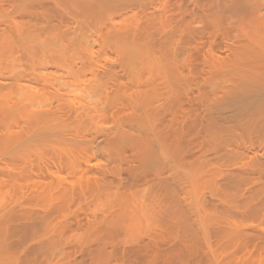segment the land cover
Listing matches in <instances>:
<instances>
[{
  "label": "rangeland",
  "instance_id": "1",
  "mask_svg": "<svg viewBox=\"0 0 264 264\" xmlns=\"http://www.w3.org/2000/svg\"><path fill=\"white\" fill-rule=\"evenodd\" d=\"M262 12L264 13V0H0V79H2L4 81V82H1V84L5 83V81L7 83L13 82L11 84L15 85V86H13V88H16V89H15L14 94H10L8 99L9 100L11 99V100L9 101V103H12L13 101L14 102L20 101L21 103H23L22 106L24 109L22 114L17 113V111H15L14 112L15 114L13 113V116L11 115V117L9 119L8 118L3 119V117H1L2 113H1V109H0V139L4 138L10 134H12V135L13 134L14 135L20 134L22 136V138L27 137L26 143L29 141H30V143H33V142H31V136H32V134H34L35 129H34V125H32L30 123V121L28 120V117H29V115H32L33 113L34 114L37 112L40 113L41 111L42 112H44V111L49 112L50 111V113L55 112L57 114V116L59 115L58 116L59 119L64 118V119H60L61 122L63 123V125H65V130L63 133L66 132L67 134L66 133L65 134L68 135V137L71 136L70 138H74L76 140L78 139L77 140L78 146H76L78 149L76 152L73 153L74 156L72 158L70 157L71 155H65V152H62L58 149L56 150L57 147L54 148L52 145L47 146L45 144H43V145L42 144L41 145L40 144H32L33 146H31L30 143H27L28 144L27 145L28 150H27V146H26V148H25L26 150H24L26 152L23 151L21 153L23 155L20 154V156L18 154L12 155L9 152H6L5 149L0 145V264H22V263L23 264H40V263L41 264H59V263L60 264H76V263L77 264H129L131 261H133L132 258L127 257L129 255H125L123 257L122 256L123 253L119 254V252H123V246L126 244L125 240H124L125 242H122L123 238H126V237H124L126 235H123L122 237L119 238L120 240H117V241H115L116 239H115L114 235H110L109 236L110 238L107 239V238H104V237H106L105 232L104 231L101 232V230L107 231L108 228L105 227L106 229L101 228L100 230H98V228H95V226L93 225L95 222L94 219H97L101 215V213L103 211V207L106 204V202H104L105 200L103 197H102L103 200H100V197H99V195L96 194L97 191H95V190H96L98 185H100V184L103 185V182H105V180L108 179V176H109L108 171L110 170L109 168H111L110 166L116 165L115 163H118V162L114 163L113 160L110 158L112 156H109L108 152H106L104 150V148L102 147L103 145H100L101 143L103 144L102 137L104 138L106 135H109L110 132H112L111 130H113L115 127V124H117V121H116L117 117L122 116L120 114L121 112H118V114H117V111H118L117 109H119V111H120V108H122L123 105L128 104L126 101V98L121 99V100L115 99L117 97V95H115L117 92L115 93V91L118 90L117 89L118 86L125 87L124 85L130 84V86L127 85L128 86L127 89H128L131 86H133L132 85V84H134L133 81L136 80L135 81L136 85H137L136 82L138 81L137 77L135 78V75H134L135 79H133V81L131 79L133 76L131 77L130 75H128V77L129 76L131 77V78L129 77V79H131V81L129 79H127L128 77H126V75H127L126 72L129 71L128 67H125L126 64L123 66V63H125L123 60L126 59L125 58L126 56H124L123 52H121V54H120L121 50L117 51L119 48L116 46V44H114L115 34L117 32L120 33L121 31H122L121 33H124V32L133 33V31L135 33V29H137V28L139 30H140V28H142L144 30L149 29V32L151 31V33L154 34V39L156 41H158V40L160 41V39L162 40V38L165 39V35L167 33H170L169 34L170 36L168 34L166 35V39H168L170 37V39L173 38V39H171V41H174L173 44L175 42H177V44L176 43L174 44L175 45L174 48H173L174 45L172 43H170L171 49L172 50L174 49L175 51H177V53H176L177 59L175 58L176 55L174 53L173 54L175 56H173V57L175 60H177L176 62L179 63L180 67L178 66V68H180V72H182L183 75L185 74L186 78L189 77V80H191V81H189L191 84L190 89L188 88L190 91L187 89L188 91L187 90L184 91V93L186 92V94L182 93V95H181V97H183V95H184V98L187 96L186 100H183V101L187 102L186 104L188 105V107H189V105L193 106V107H189L190 108L189 110L191 111V113L188 110V108L185 111L186 113L183 112L182 108H180V111H179V109H176L178 112H177V116L176 115L175 116L177 118H178V116H180L179 117V119H180L183 115L184 117L182 119L184 120L185 116H186L185 114L190 113L192 115V113H193V115H196L194 113L195 111H199V112H197V114H198L202 110V105L199 106V104H202V103L198 101L199 104H197L194 102L196 100H194V101H192V100L194 99L195 93L197 92L195 90V89H197V88H195V86H197V87L202 86L201 82L203 83V79L206 76L204 74V72L206 73V70L204 71V69L205 68L207 69V67L204 63V60H207L211 56L217 55V54H218L217 56H219V55L222 57L227 56L228 47L232 46L233 42L236 43V41L238 42L241 39L249 36L248 32H251L252 27H254L252 25L253 21ZM87 17L89 19H86ZM90 21H91V23H90ZM155 22H156V24H155ZM184 22H185L186 26H185ZM178 23L181 25L182 28L178 25ZM181 23H183L184 25H182ZM187 23L190 24L191 28L189 25H187ZM127 25H129V26H127ZM174 25L177 26L178 30H174ZM171 27L173 29H171ZM178 27H180L182 30L183 29L185 30L184 31L185 35L182 32H180L181 29ZM219 27H221V28H219ZM119 28H120V30H119ZM189 28L191 30L193 28L195 30L197 29L199 31L200 35H199V33H198V35L196 33L195 37L198 36L197 38H195V37L191 38L190 37L189 39H183L184 37L185 38L187 37L188 31H186V30H188ZM138 29L136 32L139 31ZM175 29H176V27H175ZM219 29H220V31H219ZM195 30H192V31H195ZM201 30H202V32H201ZM222 30H224V31H222ZM4 31H6L8 34ZM175 31L178 34L179 33L183 34V36H180L182 34H179V36H180V37L178 36L179 40L176 39L178 34H176ZM216 31H217V33H216ZM225 31L228 34L225 33ZM222 32H224V33H222ZM155 33H156V35H155ZM173 33L176 34V36H175L176 38L172 37V36H174ZM220 34H222V35H220ZM192 35H194V32H192ZM238 38L240 40H238ZM183 40L185 42L188 40L190 41V42L188 41L189 43H191L188 45L189 47L187 46L188 42L185 43ZM73 41L75 44L73 43ZM67 49H68V51H66ZM193 49H195V50H193ZM195 51H196V53H195ZM209 51H210V53H209ZM116 52L119 54H117ZM62 53H64V54H62ZM63 55H66V57H64ZM183 56H185L186 59L183 58ZM196 57H200V59L198 61L197 60L195 61L194 59ZM64 58L65 59L67 58V59L65 60ZM184 59H185V61H184ZM188 60L190 62H188ZM199 61H201L202 64H200L201 62L196 63ZM64 62H65V64H63ZM60 64H61V66H60ZM196 64H200V65H197L198 66L197 67ZM203 64H204L205 68L203 67ZM137 65H136V68L138 67ZM191 65L192 66L194 65L193 68ZM201 65L203 68L201 67ZM136 68L134 71H137V73L141 72V73H139L141 75L140 76L138 75V76L140 78L142 76L141 79H143V77H144L143 81H141V82H143V83H141L143 85L147 79L151 78V76L149 77V74H147V71L141 70L142 69L141 65L139 68V70H140L139 72H138V70H136ZM201 68L203 69V71H201ZM113 69H114V71L115 70L116 71L114 72ZM122 70H123V72H121ZM3 71L4 72L6 71L4 73V75H3ZM124 71H126V72H124ZM97 72H98V74H97ZM116 72H117V74H116ZM143 72H144V75H142ZM202 72L204 75L201 74ZM199 74H200V77H202V75H203V77L201 78L202 81L200 80L201 82H197V80L200 79L198 77ZM147 75H148V78H147ZM154 75L155 74H153L152 76H154ZM2 76H4V77H2ZM112 76H113V78H112ZM99 77H100V79H99ZM190 77L194 80L190 79ZM8 78H9V80H8ZM140 78H139V80H141ZM153 78L154 77L151 78V80H153V83L159 85L158 83L161 82V84H162V81H161L162 79H160V77H158L159 79L157 77H155L156 78L155 82H154L155 78L154 79ZM110 79L113 83L110 81ZM157 80H158V82H157ZM159 80H160V82H159ZM71 81H73V82H71ZM106 81H108V82H106ZM7 83H5V84H7ZM57 83H58V85H57ZM106 83H108V84L106 85ZM138 83H139V81H138ZM135 84L132 87L133 89H136L138 87V85L136 86ZM141 84L139 83V86H141ZM22 85H23V87H22ZM5 86L6 85H4V87ZM82 86H83V88H82ZM89 86H90V88H89ZM7 87L8 86H6L4 88L6 90L3 89V91H7L8 90ZM121 87H118V88H121ZM103 89H104V92H103ZM133 89H132V91H133ZM47 90H49V91H47ZM111 90H112V92H111ZM125 90L126 89L120 91V89H119L118 92H119V94H123V92ZM127 91L129 93L131 90L129 89ZM60 92H61V94H59ZM86 92H87V94H86ZM187 92H190L191 94L187 93ZM193 92H195V93H193ZM51 93H53V94H51ZM130 93H132V92H130ZM110 94L115 96V98H112L113 96ZM11 95H12V97H11ZM101 95H103L104 97ZM108 95L111 96V98L113 100L115 99L114 102L115 101L117 102V100H119L118 104L120 107L118 106V104L116 102L115 103L117 105L114 103L116 106L114 104L109 106L108 103L110 101L112 103V99ZM188 95H190L191 97H189ZM58 97H60V98H58ZM95 97H96V99H95ZM69 98L70 99L73 98V99L70 100ZM188 98H190V99L192 98V99L190 100ZM65 99H66V101H65ZM182 99L183 98H181V100ZM62 100H63V102H62ZM249 100H250V98L248 99V101H246L244 103L246 105V106L244 105L245 107L243 106V103H236V105L234 106L233 102L232 103L228 102L227 104L225 103L224 106L222 105L221 107L217 108V110H215V117L217 120V126L219 125L220 127L218 128L219 132H218L217 138L214 141V143H211L210 140L208 142V137H206L207 139H204L205 137L203 135H205V134H204V131L201 132V130L199 129L200 127L198 129L200 130V133H202V135L198 133L197 137H196V135H193V138H191L192 132L189 129H187L190 125V124L188 125V122H184V121H182V119L180 121V120H177V118H174V120L175 121L177 120V122L174 121L175 125L172 124V128L175 126L174 127L175 129L179 125L181 126L182 123H184L182 125H185V126H186V124L188 125L187 128H185V126L178 127L177 128L178 130H175L173 128L176 132H178V134L174 130H172L173 133H176V135H181V137L183 135L184 136V137H182L183 139L187 138V141H185L186 147L191 142H194V143H191L192 145L190 144L191 146H193V144H195L198 140L200 141V139H203V141L201 140L199 142L200 144L197 142L199 145L197 143H196L197 145H194L195 147H197V146L202 147L203 148V149L201 148L202 151L201 152L199 151V150H201V149H199L200 147H197V149H196L193 146V148H195L197 150V152L199 153L198 154L196 152V150H193V148L189 147L190 146L189 145L188 147L190 148V150H188L189 149L188 147H187L188 149L186 150V152L188 154L187 157H191L188 159H192V156L195 158L196 154L199 155L198 156L199 159H197V157H196V159L202 163V166H203L204 170L206 171L205 174L207 175V178H209L210 181L211 180L213 182L216 181L215 183H217V181L220 180L217 184L219 186L220 185L223 186L222 187L223 189H226L225 193H222V192H220V193H222L223 195L224 194H227V195H224V196L217 195V197L215 195H213V192L211 193L213 188L210 189V187H208V188L205 187L206 189L205 188L201 189L200 193H199V199H200V201L202 200L203 203L200 202L202 204V205H200V207H203V205L207 204V206H204V208H202L204 211H205V209L211 211L210 213H212L213 211L214 212L217 211L219 213H222L221 215H223V216L226 215V217L229 219L234 218V220H235V218H236L235 223L237 222L238 228H240V229L244 228L243 230H246L248 225H250L252 223V221H250V217L248 218L247 215H245V214L242 215L243 213H246L245 210L248 211L247 206H246V208L243 206V209H241L239 207L240 210L238 209V206H237V208H235V210L230 211V213L225 212V215H224V212L221 211V207H222V205L224 206L225 204L231 203L232 201L233 202L236 201L235 204L241 202L244 199L243 195H244V193L248 187H250L252 185L258 186L259 184L264 183V179H263L264 178V167H263L264 166V146H263L264 145V135H263L264 130L262 129V128H264V126L261 127L264 123V118L262 115V114H264V107H262L263 104L262 105L260 104L259 105L261 107L260 108L257 105L258 103H256V105L252 104L254 106V108H252L253 107L252 105L249 106V104H250ZM262 100H264V99H262ZM262 100L259 101V103L262 102ZM91 101H93V102H91ZM105 101L107 104L105 103ZM120 101H123V102H120ZM183 101H180L181 102V103H179L180 107L185 105ZM36 102H37V105H36ZM124 102H125V104H124ZM121 103H123V104H121ZM230 103H231V106L229 105ZM262 103H264V101ZM195 104L197 105V107L201 108V110L200 109L198 110V108L195 106ZM64 105H65V107H64ZM106 105H108V106H106ZM121 105H122V107H121ZM225 105H228V106H225ZM239 105H240V107H238ZM59 106H60V108H59ZM176 106H178V105H176ZM176 106L173 107L174 110L173 109L169 110V111H171V114L175 113V108H177ZM179 106H178V108H179ZM185 106H183L184 110L186 109ZM256 106L259 109L255 108ZM68 107H70V108H68ZM89 107H91V109ZM106 107H107V109H106ZM241 107L245 110L244 112L242 110L243 113L240 110ZM196 108H197V110H196ZM246 108L247 109L249 108L248 112H246L247 111ZM125 109H127V108H125ZM125 109L124 108L121 109L122 113L124 111V114H125V112L128 113L127 111H129V108L126 111H125ZM168 109H170V108H168ZM251 109L252 110L253 109L258 110L259 114L262 112L263 113L261 115H259L258 113H254L255 115L253 116L252 112L250 113V111H252ZM260 109H263V110L260 111ZM112 110L115 113L112 112ZM256 110H255V112H256ZM25 111H27V112H25ZM34 111H36V112H34ZM71 111H72V113H71ZM172 111H174V112H172ZM100 112H102V113H100ZM179 112H181V113H179ZM182 112L185 114H183ZM245 112H246V116L243 115V114H245ZM167 113L168 112H166V114ZM238 113H240L244 117ZM248 113H250V114H248ZM24 114H26V115H24ZM86 114L88 115V117H86L87 116ZM112 114H113V116H112ZM218 114H220V115H218ZM232 114H234V115H232ZM63 115H64V117H63ZM167 115H169V113ZM251 115H252V117H249ZM94 116H96V117H94ZM190 116H187L185 121H190V119L192 117H194V116H191V118H190ZM218 116L222 120H219V118H217ZM247 116L250 118V120L248 119ZM260 116L262 117L261 119H260ZM65 117H66V120H65ZM167 117H169V116H167ZM232 117H234V118H232ZM240 117L241 118L243 117L242 119L245 118L246 120L245 121L241 120ZM256 117L257 118L259 117V118L257 119ZM86 118L87 119L91 118V119L87 120ZM92 118L94 119V122H93ZM227 118L229 120H227ZM81 120H82V122H81ZM100 120H102V121H100ZM236 120H238V121H236ZM251 120L254 123H259V124H255V126H253L251 124V123H253ZM259 120H261V121H259ZM98 121H100V122H98ZM222 121H226V122H222ZM239 121H241L242 123ZM243 121L244 122L247 121L246 124L244 123L245 125L243 124ZM95 122H97V123H95ZM234 122H236L235 126H234ZM82 123H84V124H82ZM172 123H173V121H172ZM176 123H178L177 126H176ZM230 123L231 124L233 123V125H229ZM248 123H249V126H246V125H248ZM90 124H92L94 126H90ZM107 124H109V125H107ZM256 125H257V127H256ZM259 125H261V126L259 127ZM75 126H76V128H75ZM222 126H224L223 129H221ZM228 126H233V127H229V128L230 129L233 128L232 129L233 131L236 129L238 133H236V130H235V132H232V130L230 131V129H227L226 127H228ZM237 126L239 128H236ZM250 126H252V129H250L251 128ZM246 127H248V129H249L248 131H247ZM182 128H185V130L183 131ZM225 128L230 133L225 132V134H224L223 131L224 130L226 131ZM243 128H246V130ZM255 128H256V130H255ZM76 129H78V130H76ZM101 129L102 130L104 129V130L102 131ZM186 129L189 130L188 133L191 132L190 135L188 134L187 137L185 136V134L187 132ZM259 129L262 132V133L260 132V134H258V132L260 131ZM239 130H241V131H239ZM172 131H171V134H173ZM246 131L249 132V134H247ZM220 132L222 134H220ZM239 132H242V133L244 132V134H242V136L241 135L238 136V134H240ZM253 132L255 134L256 133L257 134L254 136ZM103 133H105L106 135H104ZM183 133H185V134H183ZM235 134H237V135L235 136ZM250 135H252L253 138H251L252 136L250 137ZM223 136H225V137H223ZM237 136L240 140L237 138ZM261 136H263V137H261ZM85 137H87L89 139V140L87 139V142H85L86 140L85 141L83 140V139H85ZM234 137L236 139H238V141H235L236 139H234ZM189 138L192 140L194 139V141L189 140ZM99 139H101L100 140L101 143L99 142ZM224 139L225 140L227 139V141H225ZM233 139H234V141H233ZM220 140H222V141H220ZM88 141H89V143H88ZM93 141H94V143H93ZM261 141H262V143H261ZM202 142L206 143V144L203 143V145L205 147L202 146V144H201ZM224 142H226V143H224ZM227 142H228V144H227ZM86 143H88V144H86ZM80 144H82L83 148H81L82 146ZM223 145H226V146L223 147ZM232 145H233V147H231ZM79 146H80V150H79ZM98 147H100V148H98ZM205 148H207V149H205ZM50 149H52V150H50ZM82 149H85V151H83ZM102 150H104V151H102ZM232 150H233V152H232ZM194 152H196V153H194ZM190 154H192V156ZM229 154H231V155L233 154V156H231V158H234L236 160L233 159L234 160L233 161L231 158H228ZM234 154L236 155L235 157H234ZM205 155H206V157H205ZM83 156H85V157H83ZM128 156H129V154H128ZM214 156L217 157L218 160L214 158V160H215L214 161L213 160ZM240 157H242V158H240ZM220 158H221V160H220ZM78 159H79V161H78ZM81 160H82V162H81ZM110 160H111V162H110ZM75 161H76V163H79V162L80 163L76 164ZM233 162H234V164H233ZM255 162H257V163L254 164ZM121 163L122 162H120V164ZM123 163L121 165L125 166V164L123 165ZM214 163H215V165H214ZM220 163H222L221 169H220ZM104 164H105V166H104ZM231 165H233V166H231ZM234 165H236V166H234ZM258 165L262 166V167H259ZM92 167H93V169H92ZM107 167H108V169H107ZM235 167L238 169H235ZM254 167H255V169H254ZM214 168H216V169H214ZM21 169H23V170L21 171ZM227 169L231 170L232 174L234 172V176H235L236 181L237 180L239 181V183H237V184H239L238 188L237 187L233 188V187L229 186L230 180L232 178L227 179V176L224 173ZM259 169H260V171H259ZM234 170H236L237 172ZM244 171L246 174L244 173ZM106 172H107V174H106ZM240 172H243V173H240ZM235 173L238 175H236ZM96 176H98V177H96ZM105 176H107V177H105ZM238 176H241L242 179H241V177H238ZM243 176H244V179H243ZM260 176H261V178H260ZM75 177H77V178H75ZM215 179H217V180H215ZM83 180L85 182L87 181V183H85ZM171 180L172 181L169 180V184H170V182L172 184V185L170 184L171 185L170 187L174 191L176 189L175 192H177L179 190L180 193L178 192L177 194H178V196L179 195L181 196V190L182 189L180 190V186H178L179 182H177L176 179H175L176 180L175 181L173 178ZM252 181H254V182H252ZM80 182H81V184L84 182V184L81 186ZM95 182H98V184H96ZM213 182H211V183H213ZM67 183H69V184H67ZM94 183H95L96 187H93V186H95ZM215 183H213V185H217ZM244 183H246L248 186L246 184L244 185ZM173 184H175V185H173ZM262 184H261V187H262V191H263L264 184L263 185ZM137 186L136 187L139 190H137L138 193H136V194L138 195V197L141 196V199H145L147 197L146 194H148V193L152 194L151 191H153V190L148 189L146 185L138 184ZM245 186L247 188H245ZM63 187H65V188L63 189ZM92 187H93V189H92ZM173 187H176V188H173ZM98 188H100V187H98ZM181 188H182V185H181ZM68 189H69V192H68ZM86 189L88 192L86 191ZM208 189H210V191H208ZM140 191H141V194L139 193ZM227 191L229 192V195L231 193L232 194L231 196L234 198H232V197L229 198ZM63 192H64V195H63ZM144 194H145V196H144V198H142L143 197L142 195H144ZM222 194H220V195H222ZM33 195H35V196H33ZM61 195H62V197H61ZM95 196L96 197L98 196V198L96 199ZM210 197L213 199H210ZM225 197H226V199L228 198L227 203H226V201H224ZM63 199H64V202H63ZM229 199H231L232 201L231 200L229 201ZM87 200H89V202H87ZM95 201H96V203H95ZM220 202H225V203H220ZM41 204L43 206H41ZM220 204H222V205H220ZM58 205H60L61 207ZM98 206H100V207H98ZM94 207H96V208H94ZM46 208H47V210H46ZM212 208L214 210H212ZM222 209H223V207H222ZM235 211H237L238 213ZM56 212L59 214H57ZM233 212H234V214H233ZM263 212H264V210H263ZM184 214H186L185 216H187L186 219H188L189 218L188 216H190L189 224H191L192 228H194V231H193L194 234L196 236H199L198 230L196 229V227H194V225L196 224L194 222L195 217L188 210L185 211ZM229 214H231V215H229ZM239 214L243 216L242 219H244V220L240 219ZM247 214L249 215V212H247ZM13 215H16V216H13ZM233 215H235V216H233ZM245 216H246V218H245ZM255 216H256V214H255ZM23 217H25V218H23ZM36 217H37V219H35ZM237 218H239V220ZM243 221H244V223H243ZM66 222H68V223H66ZM245 222H246V224H245ZM253 222H254L253 225L259 224V225H262L264 227V214L262 215L260 212V214H258L257 219L255 218V220ZM155 223L156 224L158 223V224L156 225ZM155 223L154 224L158 228H161L160 231L164 232L167 230V228L162 229V227H164V226H163V223L161 221H156ZM45 225H47V226H45ZM161 225H162V227H159ZM156 226H155V228H156ZM248 228H250V227H248ZM109 229L110 230L107 231V233H109L111 231L112 234H114V229L113 230H112V228H109ZM256 229L264 230V228L261 229V226H258ZM258 230L256 233L259 232ZM248 231H251V228H250V230L248 229ZM111 232L109 234H111ZM262 232H264V231H262ZM107 233H106V235H107ZM42 234H44V235H42ZM50 234H52V235H50ZM72 234H73V236H72ZM90 235H92V236H90ZM108 235H107V237H108ZM163 235L165 238L167 237L165 234H163ZM255 235L259 236V237L255 236V238L248 241L246 245L238 243L240 241L239 240V241H237L238 244L234 243L233 244L234 246L232 245L231 247H229V249L227 248L228 250H222L220 253H218V257H220L219 260H221L220 261L221 264L225 263L226 258L230 254H231L230 256H233L234 259L239 258L242 255H245V257L246 256L250 257V255H251L252 257L254 256L253 259L255 261V264H256V262H257V264H259L258 263V261L260 260L259 258H261V260L259 261L260 264H264V257H263L264 253L261 251V248H260L261 246L259 245V243L257 244V241L260 242V240L256 239V238H260L263 235V233H261L259 235H257V234H255ZM112 236H114V237H112ZM130 236H132V235L127 234V238ZM82 237H83V239H82ZM164 237L162 236V238H164ZM111 238H113L114 240L112 239L113 242L109 243L110 241H112ZM162 238L160 240H163V241L159 240V241H157L158 243H155V246H154V244L152 245L155 247V249H156V247L158 249V245H160L159 248L160 247L163 248L166 246L168 240L165 238L164 239H162ZM70 239H71V241H70ZM96 239H97V241L99 239L100 240L97 242ZM66 242H68V243H66ZM117 242H119V243H117ZM240 242H242V241H240ZM91 243H92V245H91ZM97 244H99L100 246ZM156 244H158V245H156ZM235 244H236V247H235ZM26 245H28V246H26ZM50 245H52V246H50ZM117 246H119L121 250L118 247V249L117 248L116 249L119 250V252H117V250L113 251L112 248L115 249L114 247H117ZM127 246H129V245H127ZM127 246L125 245V247H127ZM152 246H150V247H152ZM62 247H64V250ZM154 247H152V248L154 249ZM98 248H99V250H98ZM251 249H253V251H251ZM85 250L87 253L85 252ZM177 251H180V249H177ZM114 252L117 254L115 255ZM219 254H221V255H219ZM36 255H37V257H36ZM97 255L99 258L96 257ZM225 255H227V256H225ZM175 256H176V259H175ZM223 256H225V257H223ZM61 257H62V259H61ZM125 257H127L129 260L130 259L131 260L128 261V259ZM160 257H162V256L159 254L158 258L161 261ZM80 258H82V259H80ZM177 258H179L178 252L175 255L173 254L171 260L168 261L167 263L171 264L170 262L173 259H175L172 261V263L173 264L174 263L180 264V262L178 261L180 258L179 259H177ZM222 258H224V259H222ZM133 263H134V261L130 264H133ZM167 263L164 262L161 264H167Z\"/></svg>",
  "mask_w": 264,
  "mask_h": 264
},
{
  "label": "bare ground",
  "instance_id": "2",
  "mask_svg": "<svg viewBox=\"0 0 264 264\" xmlns=\"http://www.w3.org/2000/svg\"><path fill=\"white\" fill-rule=\"evenodd\" d=\"M31 3V2H30ZM37 3V2H36ZM89 10V9H88ZM87 11V10H86ZM260 11V10H259ZM80 14V13H79ZM82 14V13H81ZM91 14V13H90ZM82 17V16H81ZM86 19H89L88 17ZM132 19V18H131ZM153 19V18H152ZM220 19V18H219ZM134 20V19H133ZM96 21V20H95ZM218 21V20H217ZM221 21V20H220ZM219 21V22H220ZM93 22V21H92ZM145 22V21H144ZM84 23V22H83ZM91 23V21H90ZM95 23V22H94ZM180 23V22H179ZM178 23V25L181 27V25ZM218 23V22H217ZM149 24V23H148ZM156 24V22H155ZM159 24V23H158ZM182 25L184 24L181 23ZM219 24V23H218ZM89 25V24H88ZM138 25V24H137ZM162 25V24H161ZM187 25L190 26L189 23H187ZM254 27H252V31L251 32H248L249 33V36H247L246 38H243V39H239L240 41H236V43L233 42L232 46H229L228 47V54L227 56L225 57H222V56H217V55H213L211 56L210 58H208L207 60H204V63L207 67V69L204 67V64H203V67L205 68L204 71L206 70V73L204 72V74L206 75L203 79V83L201 82L202 81V77H203V72L201 74L202 77H200V74L198 75V77L200 79L197 80V82H201L202 86H195V89L197 91L195 93V96H194V101L195 103L199 104V102H201L202 104H199L202 105V110L201 108L197 107V105L195 104V106L198 108V110L200 109L201 112L197 114V112L199 111H195L194 113L196 115H192L190 114L191 111L189 110L190 108L189 107H193L192 105L188 107V105L186 104L187 102L186 101H183V100H186V97L184 98V95L183 97H181L182 93L183 94H186V92L184 93V91H186L188 88L190 89V82L191 80H189V77L186 78V75L182 74V72H180V68H178L179 66V63H177L174 59L173 56H175V58L177 59V51H174L171 49V45L170 43L173 44L174 41H171V38L170 39V33H167L169 36L168 39H166V35H165V39H163L162 37V40L160 39V41H156L154 39V34L151 33V31L149 32V29H142L140 28V30L138 32L137 29H135V33L133 31V33H129V32H124V33H119L117 32L115 34V37H114V44H116V46L119 48L117 51L121 50L120 51V54L121 52L124 53V56H126L125 60H123L125 63H123V66L125 65V67H128L129 71H124L126 72V77H128V75H130L129 77L132 79H135L137 77V80L139 81V83H143L141 81H143L142 76L141 78L139 77L141 74V72H139V68H140V65L142 67V71L145 70L147 71V74H149V77L151 76L152 77H160V79H162V84L159 80L160 83H158L159 85L153 83V80H151V78L147 79L145 81V83L141 86H139V83L138 81L136 82L138 87L136 89H133L132 87L134 86L135 84V81H133L134 84H132L133 86H131L130 88L127 89V85L130 86V84H126L124 85L125 87H121V86H118L116 83V85L118 87H121V88H118L117 89L120 91L121 90H124L126 89L123 94H119L118 90L115 91V95H117V97L115 98V96H113L112 98H115V99H124L126 98V101H127V105H121L122 108H120V111L119 109H117V114L118 112H121L120 114L122 116H118L117 114V124H115V127L113 130H111L112 132H110L109 135H106L105 133H103L104 135H106L104 138L102 137L103 139V144L100 142L101 139H99V142L101 143L100 145H103L102 147L104 148V150L106 152H108L109 156H112L110 157L113 162H118V163H115L116 165H111L109 168L110 170L108 171L109 172V176H108V179L105 180V182H103V185H98L96 190V194L99 195L100 197V200H103L102 197L104 198V202H106L105 206L103 207V211L101 213V215L97 218V219H94V226L95 228H98V230H100L101 228L103 229H106L108 228L107 231H109L110 229L109 228H112V230L114 229V234H109L107 233L106 230H101V232H105V236L104 238H107L109 239L110 235H114L115 236V241L117 240H120L119 238L122 237L123 235H126L124 237L126 238H123V241L122 242H125L126 241V246L125 245L123 246V252H119L118 247H114L115 249L112 248V250H117V252L120 253H123V257L125 255H129L127 256L128 258H132V260L134 261L133 264H161V263H164V262H168L171 260L173 254H177L178 252V255H179V259L178 261L180 262V264H221V260L220 257H218V253H220L222 250H228L229 247H231L234 243L238 244V243H241V244H247L248 241L252 240L253 238H255V234L259 235L261 233H263V235L260 237V238H256V239H259V241H257V244L259 243V245L261 246V251L264 253V230H258L256 229L258 226H261V229H263L264 227L262 225H259V224H254L253 225V221L255 220V218L257 219L258 217V214H261L263 215L264 212V189L262 191V187H261V184H259L257 187L255 185H252L250 187H246V191L244 193V199L239 202V203H236V201H232L231 199H229V201L231 200L232 202L231 203H227V199L225 197V200L227 204H225L224 206L222 204V207H221V211L224 212V215H225V212H229L232 211V210H235V208H237L238 206V209L240 210L243 209V206L246 208L247 206V210L246 213H243L242 215H247V217L249 218L250 217V221H252V223L250 225H248V227L251 228V231H248V229L250 230V228L247 227V231L246 230H243L244 228L240 229L238 228L237 226V222L235 223L236 221V218L234 220L233 219H229L223 215H221L222 213H219L217 211H213L212 213H210L211 211L205 209V211L202 209L204 208V206H207L206 205H203V207H200V205H202L201 203L202 200L200 201L199 199V193H200V190L203 189V188H208L210 187L213 188L211 193L213 192V195H215L217 197V195L219 196H224V195H227V194H222V193H225L226 189H223L222 187L223 186H219L217 183L220 181H217V183L213 182L212 180L210 181L209 178H207V175L205 174L206 171L204 170L203 166H202V163L197 160L199 159L198 156L196 154V157L194 158L192 156V154H190L192 156V159H188V158H191V157H187V152L186 150L189 148V147H192L194 145H197L201 140L203 141V139H200V141L196 140L195 144H193V146H191L192 144L191 143H194V142H191L187 147H186V144H185V141H187V138H182L184 137L182 135H176V133L178 134V132H176L175 130H178L177 128L178 127H181V126H185V125H182L184 123L181 124V126L179 125L176 129L174 128L175 124H174V118H177V110L176 109H179L180 111V108H182L183 112H185L188 108V110L190 111V115L191 116H194L191 118V116L188 114H185V119L183 120L182 118L184 117L182 114V117L179 119L180 116H178L177 120H180L182 119V121L184 122H188V125L189 127L187 128V124L185 126V128L189 129L191 132H192V137L193 138V135H196V137L198 136V133L202 135V133H200V130L201 132L204 131V134L203 135L205 138L204 139H207L206 137H208V142L210 140L211 143H214V141L216 140L217 138V135H218V128L220 127L219 125L217 126V120H216V117H215V110H217V108L221 107L222 105L224 106V104L228 103V102H233L234 106L236 105V103H243V106L245 105L244 103L246 101H248V99L250 98V104L249 106H251L252 104L253 105H256V103H258V107H260L259 105L263 104L262 107H264V103H262L264 100V13L262 12L260 15L257 16V18L253 21V24H252ZM7 26V25H6ZM129 26V25H127ZM163 26V25H162ZM167 26V25H166ZM186 26V24H185ZM219 26V25H218ZM222 26V25H221ZM81 27V26H80ZM164 27V26H163ZM176 27V29H175ZM178 27V28H180ZM188 27V26H187ZM207 27V26H206ZM125 28V27H124ZM182 28V27H181ZM180 28V29H181ZM191 28V26H190ZM188 29L186 31H188L187 33V37L183 38V39H189L190 37H195L196 33L198 35L199 31L195 30L194 28L192 30H195V31H192L191 29ZM205 28V27H204ZM208 28V27H207ZM221 28V27H219ZM160 29V28H159ZM165 29V28H164ZM170 29V28H169ZM168 29V30H169ZM171 29H173L171 27ZM187 29V28H186ZM199 29V28H198ZM213 29V28H212ZM225 29V28H224ZM248 29V28H247ZM120 30V28H119ZM133 30V29H132ZM174 30H178L177 29V26L174 25ZM191 32H190V31ZM200 30V29H199ZM218 30V29H217ZM7 31V30H6ZM4 31V32H6ZM118 31V30H117ZM127 31V30H126ZM129 31V30H128ZM161 31V30H160ZM164 31V30H163ZM172 31V30H171ZM185 30L181 29L180 32H182L183 34L185 33L184 32ZM210 31V30H209ZM220 31V29H219ZM224 31V30H222ZM116 32V31H115ZM166 32V31H165ZM164 32V33H165ZM176 32V31H175ZM192 32H194V35H192ZM202 32V30H201ZM7 33V32H6ZM157 33V32H156ZM155 33V35H156ZM182 33H179V34H182ZM214 33V32H213ZM217 33V31H216ZM224 33V32H222ZM225 33H227L225 31ZM243 33V32H242ZM8 34V33H7ZM174 36L172 37H175L176 34H178L176 32L173 33ZM172 34V35H173ZM179 34L177 35V38L178 39V36ZM180 35V36H183ZM228 34V33H227ZM244 34V33H243ZM185 35V34H184ZM200 35V33H199ZM222 35V34H220ZM226 35V34H225ZM104 36V35H103ZM164 36V35H163ZM179 36V37H180ZM202 36V35H201ZM252 36V37H251ZM5 37V36H4ZM7 37V36H6ZM198 37V36H197ZM195 37V38H197ZM223 37V36H222ZM227 37V36H226ZM106 38V37H105ZM156 38V37H155ZM208 38V37H207ZM216 38V37H215ZM110 39V38H109ZM158 39V38H157ZM179 40V39H178ZM182 40V39H181ZM191 40V39H190ZM195 40V39H194ZM215 40V39H214ZM221 40V39H220ZM105 41V40H104ZM111 41V40H110ZM113 41V40H112ZM184 41V40H183ZM189 41V40H188ZM186 41V42H188ZM196 41V40H195ZM213 41V40H212ZM185 42V41H184ZM185 42V43H186ZM190 42V41H189ZM187 44V46L191 43ZM199 42V41H198ZM223 42V41H222ZM231 42V41H230ZM74 43V41H73ZM107 43V42H106ZM177 44V42H175ZM174 43V44H175ZM193 43V42H192ZM210 43V42H209ZM208 43V44H209ZM229 43V42H228ZM75 44V43H74ZM173 44V45H174ZM105 45V44H104ZM109 45V44H108ZM179 45V44H178ZM177 45V46H178ZM212 45V44H211ZM221 45V44H220ZM229 45V44H228ZM180 46V45H179ZM178 46V47H179ZM186 46V45H185ZM199 46V45H198ZM83 47V46H82ZM175 47V45L173 46V48ZM189 47V46H188ZM193 47V46H192ZM65 48V47H64ZM181 48V47H180ZM197 48V47H196ZM200 48V47H199ZM198 48V49H199ZM225 48V47H224ZM85 49V48H84ZM188 49V48H187ZM226 49V48H225ZM63 50V49H62ZM195 50V49H193ZM68 51V49L66 50ZM204 52V51H203ZM212 52V51H211ZM117 53V52H116ZM122 53V54H123ZM175 55H174V54ZM181 53V52H180ZM196 53V51H195ZM205 53V52H204ZM210 53V51H209ZM64 54V53H62ZM119 54V53H117ZM206 55V54H205ZM204 55V56H205ZM64 57H66V55H63ZM119 56V55H118ZM182 56V55H181ZM187 56V55H186ZM203 56V57H204ZM116 57V56H115ZM189 57V56H188ZM187 57V58H188ZM201 57V56H200ZM200 57H196L194 60L198 61L200 59ZM183 58L186 59L185 56H183ZM190 58V57H189ZM65 59V58H64ZM67 59V58H66ZM65 59V60H66ZM119 59V58H118ZM124 59V58H123ZM184 59V61H185ZM203 59V58H202ZM201 59V60H202ZM206 59V58H205ZM59 61V60H58ZM62 61V60H61ZM70 61V60H69ZM118 61V60H117ZM183 61V60H182ZM115 62V61H114ZM119 62V61H118ZM187 62V61H186ZM188 62H190L188 60ZM201 61L199 62H196V63H200ZM62 63V62H61ZM67 63V62H66ZM183 63V62H182ZM65 64V62L63 63ZM138 64V65H137ZM185 64V63H184ZM202 64V62L200 63ZM200 64H196L197 65H200ZM106 65V64H105ZM121 65V64H120ZM136 65L138 66L136 68ZM189 65V64H188ZM61 66V64H60ZM72 66V65H71ZM80 66V65H79ZM192 66V65H191ZM194 66V65H193ZM192 66V68H193ZM73 67V66H72ZM124 67V68H125ZM180 67V66H179ZM198 67V66H197ZM202 67V65H201ZM202 67V68H203ZM104 68V67H103ZM116 68V67H115ZM136 68V70H138L139 73H137V71H134ZM144 68V69H143ZM201 68V71H203V69ZM72 69V68H71ZM199 69V68H198ZM14 70V69H13ZM74 70V69H73ZM82 70V69H81ZM124 70V69H123ZM123 70L121 72H123ZM8 71V70H7ZM68 71V70H67ZM105 71V70H104ZM114 71V69H113ZM116 71V70H115ZM114 71V72H115ZM182 71V70H181ZM6 72V71H5ZM3 71V75L5 73ZM130 74H129V73ZM137 74H136V73ZM13 73V72H12ZM69 74V73H68ZM77 74V73H76ZM98 74V72H97ZM115 74V73H114ZM117 74V72H116ZM153 74H155L154 76H152ZM2 75V74H1ZM80 75V74H79ZM105 75V74H104ZM107 75V74H106ZM110 75V74H109ZM113 75V74H112ZM125 75V74H124ZM134 75H135V78H134ZM137 75V76H136ZM139 75V76H138ZM144 75V72L143 74ZM157 75V76H156ZM6 76V75H5ZM82 76V75H81ZM115 76V75H114ZM118 76V75H117ZM123 76V75H122ZM4 77V76H2ZM42 77V76H41ZM92 77V76H91ZM108 77V76H107ZM129 77L127 79H129ZM7 78V77H6ZM13 78V77H12ZM50 78V77H49ZM102 78V77H101ZM109 78V77H108ZM113 78V76H112ZM117 78V77H116ZM139 78L141 80H139ZM147 78H148V75H147ZM153 78V79H154ZM4 79V78H3ZM16 79V78H15ZM98 79V78H97ZM100 79V77H99ZM124 79V78H123ZM131 79H129L131 81ZM159 79V78H158ZM190 79H192L190 77ZM0 109H1V113H2V116L3 119H6V118H10L11 115L13 116V113L15 111H17V113H21L23 112V106L20 101H13L12 103H9V96L10 94H14L15 93V89L16 88H13V86L15 85H12L11 83H7L5 81V83H2L1 82H4L2 79H0ZM9 80V78H8ZM66 80V79H65ZM83 80V79H82ZM86 80V79H85ZM117 80V79H116ZM194 80V79H192ZM201 80V81H200ZM13 81V80H12ZM17 81V80H16ZM60 81V80H59ZM75 81V80H74ZM111 81V79H110ZM121 81V80H120ZM124 81V80H123ZM156 81V78L154 79V82ZM10 82V81H9ZM54 82V81H53ZM70 82V81H69ZM68 82V83H69ZM73 82V81H71ZM92 82V81H91ZM108 82V81H106ZM112 82V81H111ZM110 82V83H111ZM122 82V81H121ZM128 82V81H127ZM158 82V80H157ZM156 82V83H157ZM194 82V81H193ZM16 83V82H15ZM21 83V82H20ZM55 83V82H54ZM53 83V84H54ZM94 83V82H93ZM113 83V82H112ZM125 83V82H124ZM45 84V83H44ZM51 84V83H50ZM63 84V83H62ZM66 84V83H65ZM77 84V83H76ZM99 84V83H98ZM104 84V83H103ZM108 83H106L107 85ZM120 84V83H119ZM200 84V85H201ZM4 85L8 86L7 87V91H3V89L6 87H4ZM10 85V86H9ZM18 85V84H17ZM58 85V83H57ZM67 85V84H66ZM100 85V84H99ZM112 85V84H111ZM121 85V84H120ZM136 85V84H135ZM136 85V86H137ZM193 85V84H192ZM3 86V87H2ZM41 86V85H40ZM101 86V85H100ZM23 87V85H22ZM44 87V86H43ZM58 87V86H57ZM76 87V86H75ZM102 87V86H101ZM115 87V86H114ZM113 87V88H114ZM42 88V87H41ZM47 88V87H46ZM55 88V87H54ZM78 88V87H77ZM83 88V86H82ZM90 88V86H89ZM88 88V89H89ZM100 88V87H99ZM111 88V87H110ZM124 88V89H123ZM133 91H132V89ZM22 89V88H21ZM61 89V88H60ZM85 89V88H84ZM101 89V88H100ZM131 90L130 92L132 93H128L127 90ZM188 89V90H189ZM6 90V89H4ZM24 90V89H23ZM87 90V89H86ZM98 90V89H97ZM113 90V89H112ZM111 90V92H112ZM187 90V91H188ZM46 91V90H45ZM49 91V90H47ZM55 91V90H54ZM57 91V90H56ZM60 91V90H59ZM91 91V90H90ZM109 91V90H108ZM114 91V90H113ZM190 91V90H189ZM192 91V90H191ZM22 92V91H21ZM26 92V91H25ZM74 92V91H73ZM89 92V91H88ZM93 92V91H92ZM96 92V91H95ZM98 92V91H97ZM103 92H104V89H103ZM128 94H127V93ZM110 93V92H109ZM114 93V92H113ZM187 93H190V92H187ZM38 94V93H37ZM53 94V93H51ZM61 94V92L59 93ZM74 94V93H73ZM76 94V93H75ZM82 94V93H81ZM80 94V95H81ZM87 94V92H86ZM85 94V95H86ZM90 94V93H89ZM126 94V95H125ZM191 94V93H190ZM65 95V94H64ZM69 95V94H68ZM96 95V94H95ZM98 95V94H97ZM128 95V96H127ZM16 96V95H15ZM40 96V95H39ZM42 96V95H41ZM46 96V95H45ZM44 96V97H45ZM62 96V95H61ZM60 96V97H61ZM88 96V95H87ZM100 96V95H99ZM103 96V95H101ZM109 96V95H108ZM189 97H191L190 95H188ZM12 97V95H11ZM10 97V98H11ZM14 97V96H13ZM38 97V96H37ZM58 97V98H60ZM73 97V96H72ZM81 97V96H80ZM104 97V96H103ZM111 98V96H109ZM24 98V97H23ZM28 98V97H27ZM26 98V99H27ZM31 98V97H30ZM93 98V97H92ZM106 98V97H105ZM111 98V99H112ZM181 98H183L181 100ZM248 98V99H247ZM25 99V100H26ZM37 99V98H36ZM49 99V98H48ZM70 99V98H69ZM73 99V98H72ZM70 99V100H72ZM86 99V98H85ZM91 99V98H90ZM89 99V100H90ZM96 99V97H95ZM107 99V98H106ZM110 99V100H111ZM114 99V100H115ZM190 99V98H188ZM192 99V98H191ZM190 99V100H191ZM108 100V99H107ZM114 100L112 99V103L111 101L108 103V105H112L114 104ZM117 100V104L119 103ZM189 100V101H190ZM259 103V101H261ZM33 101V100H32ZM43 101V100H42ZM52 101V100H51ZM66 101V99H65ZM103 101V100H102ZM101 101V102H102ZM124 101V100H123ZM123 101H120V102H123ZM180 101H183L185 105V110L183 109L184 107L183 106H179V103H181ZM188 101V100H187ZM199 101V102H198ZM236 101V102H235ZM258 101V102H257ZM29 102V101H28ZM35 102V101H34ZM57 102V101H56ZM63 102V100H62ZM86 102V101H85ZM93 102V101H91ZM191 102V101H190ZM235 102V103H234ZM252 102V103H251ZM32 103V102H31ZM103 103V102H102ZM106 103V101H105ZM115 103V104H116ZM189 103V102H188ZM193 103V102H192ZM191 103V104H192ZM231 103L229 104L231 106ZM249 103V102H248ZM28 104V103H27ZM33 104V103H32ZM53 104V103H52ZM62 104V103H61ZM71 104V103H70ZM78 104V103H77ZM90 104V103H89ZM107 104V103H106ZM114 104V105H115ZM116 104V105H117ZM123 104V103H121ZM125 104V102H124ZM183 104V103H182ZM36 105H37V102H36ZM81 105V104H80ZM79 105V106H80ZM84 105V104H83ZM106 105V106H108ZM115 105V106H116ZM178 105V106H176ZM241 105V104H240ZM240 105L238 107H240ZM252 105V106H253ZM48 106V105H47ZM89 106V105H88ZM92 106V105H91ZM104 106V105H103ZM119 106V104H118ZM125 106V107H124ZM129 106V107H128ZM177 107L175 108V113L171 114V111L169 110H172L173 107ZM225 106H228V105H225ZM242 106V105H241ZM246 106V105H245ZM244 106V107H245ZM248 106V107H249ZM34 107V106H33ZM65 107V105H64ZM67 107V106H66ZM98 107V106H97ZM100 107V106H99ZM114 107V106H113ZM120 107V106H119ZM257 106L255 108H258ZM60 108V106H59ZM70 108V107H68ZM81 108V107H80ZM91 109V107H89ZM105 108V107H104ZM125 109L128 110L129 108V111H127L128 113L125 112L124 114V111L122 113L121 109ZM170 108V109H168ZM196 108V110H197ZM225 108V107H224ZM254 108V106L252 107ZM261 108V107H260ZM107 109V107H106ZM168 109V110H167ZM249 109V108H248ZM248 109L246 108V112H248ZM259 109V108H258ZM28 110V109H27ZM35 110V109H34ZM55 110V109H54ZM59 110V109H58ZM84 110V109H83ZM82 110V111H83ZM89 110V109H88ZM174 110V109H173ZM181 110V111H182ZM194 110V109H193ZM236 110V109H235ZM241 112L243 110V112L245 111L242 107H241ZM252 110V109H251ZM256 110V109H255ZM255 110L253 109L252 111H250V113L252 112V115L254 116L255 114L254 113H258V110ZM263 110V109H260V111ZM61 111V110H60ZM96 111V110H95ZM100 111V110H99ZM106 111V110H105ZM110 111V110H109ZM239 111V110H238ZM27 112V111H25ZM36 112V111H34ZM70 112V111H69ZM81 112V111H80ZM112 112H114L112 110ZM166 112L169 113V115L166 114ZM174 112V111H172ZM242 112V113H243ZM246 112L245 115L246 116ZM32 113V112H31ZM55 113V112H54ZM50 113L49 112H40V113H33L32 115H29L28 117V120L30 121V123L32 125H34V134H32L31 136V142L33 143H30L27 142V143H30L31 146H33L32 144H45V145H52L54 148H56V150H60L62 152H65V155H71L70 157L72 158L74 156V152L77 151V147L78 146V142L76 139L74 138H70L71 136L68 137V135H66L64 132L65 130V125H63V123L61 122L60 119H64V118H58L57 114L55 113ZM72 113V111H71ZM75 113V112H74ZM102 113V112H100ZM115 113V112H114ZM181 113V112H179ZM248 113V114H250ZM263 113V112H262ZM262 113H258L259 115H261ZM15 114V113H14ZM62 114V113H61ZM60 114V115H61ZM81 114V113H80ZM88 114V113H87ZM86 114V115H87ZM93 114V113H92ZM99 114V113H98ZM97 114V115H98ZM104 114V113H103ZM107 114V113H106ZM119 114V115H120ZM221 114V113H220ZM218 114V115H220ZM240 114V113H238ZM26 115V114H24ZM72 115V114H71ZM79 115V114H78ZM91 115V114H90ZM176 115V116H175ZM180 115V114H179ZM217 115V114H216ZM223 115V114H222ZM229 115V114H228ZM234 115V114H232ZM231 115V116H232ZM241 115V114H240ZM241 115V116H243ZM249 116V117H252ZM263 115V118H264V114ZM68 116V115H67ZM66 116V117H67ZM101 116V115H100ZM99 116V117H100ZM113 116V114H112ZM169 116V117H167ZM175 116V117H174ZM187 116H190V121H185L186 120V117ZM227 116V115H226ZM239 116V115H238ZM257 116V115H256ZM15 117V116H14ZM24 117V116H23ZM64 117V115H63ZM66 117H65V120H66ZM69 117V116H68ZM79 117V116H78ZM88 117V115L86 116ZM90 117V116H89ZM92 117V116H91ZM96 117V116H94ZM93 117V118H94ZM116 117V116H115ZM244 117V116H243ZM242 117V118H243ZM248 117V116H247ZM246 117V118H247ZM248 117V119L250 120V118ZM73 118V117H72ZM92 118V119H93ZM101 118V117H100ZM103 118V117H102ZM217 118H219V120H222L220 119V117L218 116ZM234 118V117H232ZM241 118V117H240ZM239 118V119H240ZM241 120H246L245 118ZM257 118V117H256ZM259 118V117H258ZM257 118V119H258ZM262 117L260 116V119ZM75 119V118H74ZM77 119V118H76ZM83 119V118H82ZM87 119V118H86ZM91 119V118H89ZM87 119V120H89ZM224 119V118H223ZM252 119V118H251ZM255 119V118H254ZM85 120V119H84ZM99 120V119H98ZM103 120V119H102ZM100 120V121H102ZM177 120L175 122H177ZM188 120V119H187ZM227 120H229L227 118ZM248 120V121H249ZM263 120V119H262ZM22 121V120H21ZM75 121V120H74ZM98 121V122H100ZM173 121V123H172ZM179 121V122H180ZM238 121V120H236ZM243 121V124L246 122ZM252 121V120H251ZM250 121V122H251ZM261 121V120H259ZM258 121V122H259ZM68 122V121H67ZM73 122V121H72ZM80 122V121H79ZM82 122V120H81ZM86 122V121H85ZM84 122V123H85ZM92 122V121H91ZM90 122V123H91ZM93 122H94V119H93ZM108 122V121H107ZM112 122V121H111ZM114 122V121H113ZM191 122V123H190ZM220 122V121H219ZM222 122H226V121H222ZM241 122V121H239ZM253 122V121H252ZM256 122V121H255ZM263 122V121H262ZM24 123V122H23ZM76 123V122H75ZM82 123V124H84ZM97 123V122H95ZM235 123L234 122V126H235ZM242 123V122H241ZM254 123V122H253ZM251 123L253 126H255V124H259V123ZM261 123V122H260ZM29 124V123H28ZM67 124V123H66ZM93 124V123H92ZM90 124V126H94ZM172 124H174L173 129L172 128ZM178 123H176V126H177ZM219 124V123H218ZM222 124V123H221ZM239 124V123H238ZM244 124V125H245ZM250 124V125H251ZM102 125V124H101ZM109 125V124H107ZM225 125V124H224ZM229 125H233V123L229 124ZM240 125V124H239ZM238 125V126H239ZM104 126V125H103ZM236 127V128H239V127ZM246 126H249V123L248 125ZM261 125H259L260 127ZM264 126V123L261 127ZM68 127V126H67ZM97 127V126H96ZM111 127V126H110ZM200 127V128H199ZM224 126L221 127V129H223ZM229 127H233V126H228L226 127L227 129H230ZM251 127V128H250ZM249 128L252 129V126H250ZM257 127V125H256ZM22 128V127H21ZM33 128V127H32ZM76 128V126H75ZM81 128V127H80ZM100 128V127H99ZM107 128V127H106ZM105 128V129H106ZM113 128V127H112ZM185 128H182V130L184 131ZM200 130H199V129ZM225 128V129H226ZM235 128V127H234ZM242 128V127H241ZM247 128V131L249 130L248 127ZM246 128H243L246 130ZM67 129V128H66ZM79 129V128H78ZM76 129V130H78ZM84 129V128H83ZM87 129V128H86ZM91 129V128H90ZM94 129V128H93ZM186 129V134L185 136L187 137L188 134L190 135L191 132L188 133L189 130ZM220 129V130H221ZM226 131L224 130L223 133L225 134V132H229V131ZM233 129V128H232ZM230 129V131L232 130ZM258 129V128H257ZM261 129V128H260ZM259 129V130H260ZM264 130V128H262ZM261 129V130H262ZM102 130V129H101ZM104 130V129H103ZM102 130V131H103ZM174 130L176 133H173ZM236 130V129H235ZM235 130L232 132H235ZM256 130V128H255ZM258 130V131H259ZM261 130L258 132V134H260ZM26 131V130H25ZM28 131V130H27ZM100 131V130H99ZM171 131L173 134H171ZM182 131V132H183ZM222 131V130H221ZM241 131V130H239ZM246 131V132H247ZM252 131V130H251ZM254 131V130H253ZM32 132V131H31ZM97 132V131H96ZM108 132V133H109ZM245 132V131H244ZM244 132H239L242 136V134H244ZM257 132V131H256ZM28 133V132H27ZM99 133V132H98ZM230 133V132H229ZM236 133L237 130H236ZM262 133V132H261ZM80 134V133H79ZM102 134V133H101ZM220 134H222L220 132ZM247 134H249V132H247ZM254 136L257 134H255L253 132ZM7 135V134H6ZM89 135V134H88ZM234 135V134H233ZM237 134H235L236 136ZM264 135V133H263ZM85 136V135H84ZM90 136V135H89ZM202 136V137H203ZM220 136V135H219ZM231 136V135H230ZM237 136V138H238ZM252 135H250L251 137ZM259 136V135H258ZM100 137V136H99ZM195 137V138H196ZM225 137V136H223ZM244 137V136H243ZM263 137V136H261ZM98 138V137H97ZM201 138V137H200ZM231 138V137H230ZM241 138V137H240ZM253 138V136L251 137ZM255 138V137H254ZM26 139L27 137H24L22 138V136L20 134H10V135H7L6 137L4 138H1L0 139V145L5 149L6 152H9L10 154L12 155H16L18 154L20 156V154L26 150V146L28 145L26 143ZM30 139V138H29ZM87 137H85V139H83L85 142H87ZM198 139V138H197ZM223 139V138H222ZM234 139H236L234 137ZM233 139V141H234ZM239 139V138H238ZM238 139H236L235 141H238ZM89 140V139H88ZM92 140V139H91ZM189 140L191 141H194V139H190ZM225 140V139H224ZM232 140V139H231ZM240 140V139H239ZM253 140V139H252ZM222 141V140H220ZM227 141V139L225 140ZM91 142V141H90ZM190 142V141H189ZM188 142V143H189ZM241 142V141H240ZM251 142V141H250ZM89 143V141H88ZM86 143V144H88ZM94 143V141H93ZM187 143V142H186ZM204 142H202V146L205 147L203 145ZM223 143V142H222ZM226 143V142H224ZM245 143V142H244ZM262 143V141H261ZM200 144V143H199ZM198 144V145H199ZM206 144V143H204ZM208 144V143H207ZM221 144V143H220ZM219 144V145H220ZM228 144V142H227ZM235 144V143H234ZM44 145V146H45ZM82 146V144H80ZM95 145V144H94ZM93 145V146H94ZM218 145V146H219ZM222 145V144H221ZM236 145V144H235ZM255 145V144H254ZM99 146V145H98ZM226 146V145H223V147ZM228 146V145H227ZM264 146V145H263ZM92 147V146H91ZM101 147V146H100ZM98 147V148H100ZM195 147V146H194ZM197 147H200V146H197ZM197 147H195L197 149ZM222 147V146H221ZM229 147V146H228ZM233 147V145L231 146ZM246 147V146H245ZM34 148V147H33ZM83 148V146L81 147ZM97 148V147H96ZM195 148H193V150H196ZM202 147H200L199 149H201ZM208 148V147H207ZM205 148V149H207ZM45 149V148H44ZM76 149V150H75ZM93 149V148H92ZM203 149V148H202ZM199 150L200 152L202 151ZM254 149V148H253ZM256 149V148H255ZM27 150H28V146H27ZM49 150V149H48ZM52 150V149H50ZM79 150H80V146H79ZM83 151H85V149H82ZM101 150V149H100ZM102 150V151H104ZM190 150V148L188 149ZM227 150V149H226ZM39 151V150H38ZM45 151V150H44ZM91 151V150H90ZM93 151V150H92ZM206 151V150H205ZM204 151V152H205ZM237 151V150H236ZM239 151V150H238ZM246 151V150H245ZM26 152V151H24ZM79 152V151H78ZM197 152V150H196ZM194 152V153H196ZM230 152V151H229ZM233 152V150H232ZM231 152V153H232ZM35 153V152H34ZM67 153V154H66ZM84 153V152H83ZM93 153V152H92ZM198 153V152H197ZM235 153V152H234ZM261 153V152H260ZM94 154V153H93ZM107 154V155H108ZM129 154V156H128ZM199 154V153H198ZM201 154V153H200ZM205 154V153H204ZM248 154V153H247ZM23 155V154H21ZM35 155V154H34ZM59 155V154H58ZM76 155V154H75ZM106 155V154H105ZM259 155V154H258ZM87 156V155H86ZM96 156V155H95ZM195 156V155H194ZM231 156H233V154H229L228 155V158H231ZM236 155L234 154V157ZM256 156V155H255ZM85 157V156H83ZM92 157V156H91ZM107 157V156H106ZM206 157V155H205ZM248 157V156H247ZM7 158V157H6ZM60 158V157H59ZM70 158V159H71ZM78 158V157H77ZM76 158V159H77ZM87 158V157H86ZM105 158V157H104ZM217 159V157H213V160ZM242 158V157H240ZM245 158V157H244ZM259 158V157H258ZM23 159V158H22ZM74 159V158H73ZM81 159V158H80ZM107 159V158H106ZM232 160L234 158H231ZM11 160V159H10ZM57 160V159H56ZM86 160V159H85ZM96 160V159H95ZM104 160V159H103ZM208 160V159H207ZM221 160V158H220ZM236 160V159H234ZM233 160V161H234ZM250 160V159H249ZM252 160V159H251ZM260 160V159H259ZM79 161V159H78ZM215 161V160H214ZM258 161V160H257ZM261 161V160H260ZM58 162V161H57ZM56 162V163H57ZM82 162V160H81ZM89 162V161H88ZM92 162V161H91ZM94 162V161H93ZM103 162V161H102ZM111 162V160H110ZM120 162H124L123 165L125 164V166H122L120 164ZM218 162V161H217ZM221 162V161H220ZM223 162V161H222ZM232 162V161H231ZM243 162V161H242ZM55 163V162H54ZM67 163V162H66ZM76 163V161H75ZM80 163V162H79ZM79 163H76V164H79ZM106 163V162H105ZM257 162H255L254 164H256ZM260 163V162H259ZM60 164V163H59ZM86 164V163H85ZM91 164V163H90ZM100 164V163H99ZM111 164V163H110ZM109 164V165H110ZM219 164V163H218ZM221 164L220 163V169H221ZM224 164V163H223ZM232 164V163H231ZM234 164V162H233ZM253 164V165H254ZM262 164V163H261ZM57 165V164H56ZM69 165V164H68ZM72 165V164H71ZM215 165V163H214ZM217 165V164H216ZM240 165V164H239ZM251 165V164H250ZM8 166V165H7ZM89 166V165H88ZM105 166V164H104ZM218 166V165H217ZM224 166V165H223ZM233 166V165H231ZM236 166V165H234ZM241 166V165H240ZM239 166V167H240ZM249 166V165H248ZM259 166V165H258ZM257 166V167H258ZM78 167V166H77ZM80 167V166H79ZM103 167V166H102ZM109 167V166H108ZM107 167V169H108ZM215 167V166H214ZM243 167V166H242ZM246 167V166H245ZM250 167V166H249ZM259 167H262V166H259ZM264 167V166H263ZM88 168V167H87ZM97 168V167H96ZM218 168V167H217ZM234 168V167H233ZM76 169V168H75ZM93 169V167H92ZM103 169V168H102ZM106 169V170H107ZM216 169V168H214ZM235 169H238L235 167ZM241 169V168H240ZM255 169V167H254ZM253 169V170H254ZM258 169V168H257ZM23 169H21L22 171ZM87 170V169H86ZM100 170V169H99ZM105 170V169H104ZM245 170V169H244ZM247 170V169H246ZM78 171V170H77ZM95 171V170H94ZM102 171V170H101ZM236 171V170H234ZM239 171V170H238ZM260 171V169H259ZM91 172V171H90ZM89 172V173H90ZM98 172V171H97ZM237 172V171H236ZM67 173V172H66ZM76 173V172H75ZM88 173V174H89ZM104 173V172H103ZM218 173V172H217ZM225 175L227 176V179H231L230 180V184L229 186L235 188V187H239V181L235 179V176H234V172L232 174L231 170H226L225 172ZM240 173H243V172H240ZM245 173V171H244ZM263 173V172H262ZM96 174V173H95ZM107 174V172H106ZM105 174V175H106ZM236 174V173H235ZM246 174V173H245ZM76 175V174H75ZM81 175V174H80ZM99 175V174H98ZM217 175V174H216ZM238 175V174H236ZM249 175V174H248ZM255 175V174H254ZM63 176V175H62ZM72 176V175H71ZM82 176V175H81ZM80 176V177H81ZM84 176V175H83ZM92 176V175H91ZM100 176V175H99ZM250 176V175H249ZM98 177V176H96ZM107 177V176H105ZM216 177V176H215ZM238 177H241V176H238ZM77 178V177H75ZM82 178V177H81ZM110 178V179H109ZM176 179L177 182H179V185L180 186V190H181V196L179 195L178 196V192L180 193V191L178 190L177 192L176 189L175 191L170 187L172 184L170 182L169 184V180L172 181L171 179ZM211 178V177H210ZM214 178V177H213ZM212 178V179H213ZM261 178V176H260ZM63 179V178H62ZM94 179V178H93ZM240 179V178H239ZM242 179V177H241ZM240 179V180H241ZM243 179H244V176H243ZM250 179V178H249ZM253 179V178H252ZM264 179V178H263ZM92 180V179H91ZM90 180V181H91ZM95 180V179H94ZM97 180V179H96ZM102 180V179H101ZM175 180V181H176ZM217 180V179H215ZM246 180V179H245ZM244 180V181H245ZM248 180V179H247ZM251 180V179H250ZM261 180V179H260ZM65 181V180H64ZM84 181V180H83ZM93 181V180H92ZM243 181V180H242ZM256 181V180H255ZM263 181V180H262ZM79 182V181H78ZM82 182V181H81ZM80 182V184H81ZM85 182V181H84ZM84 182L81 184V186L84 184ZM99 182V181H98ZM98 182H95L96 184H98ZM101 182V181H100ZM217 184V185H213V183ZM254 182V181H252ZM87 183V181L85 182ZM94 183V185H95ZM176 183V182H175ZM243 183V182H242ZM34 184V183H33ZM69 184V183H67ZM92 184V183H91ZM138 184H142V185H146L148 189H151L153 191L152 194L151 193H148L146 194L144 191V193L146 194V198L145 199H141V196L138 197V195L136 193L137 190H139L137 187ZM178 184V183H177ZM221 184V183H220ZM246 183H244L245 185ZM256 184V183H255ZM264 184V183H263ZM262 184V185H263ZM52 185V184H51ZM86 185V184H85ZM84 185V186H85ZM90 185V184H89ZM175 185V184H173ZM181 185H182V188H181ZM247 185V184H246ZM27 186V185H26ZM35 186V185H34ZM48 186V185H47ZM60 186V185H59ZM137 186V187H136ZM140 186V185H139ZM177 186V185H176ZM242 186V185H241ZM248 186V185H247ZM38 187V186H37ZM66 187V186H65ZM63 187V189L65 188ZM86 187V186H85ZM93 187H96L93 186ZM92 187V189H93ZM100 187V188H98ZM142 187V186H141ZM244 187V186H243ZM84 188V187H83ZM140 188V187H139ZM173 188H176V187H173ZM179 188V187H178ZM205 188V189H206ZM264 188V187H263ZM51 189V188H50ZM62 189V190H63ZM74 189V188H73ZM76 189V188H75ZM80 189V188H79ZM145 189V188H144ZM210 189H208V191H210ZM37 190V189H36ZM48 190V189H47ZM147 190V189H146ZM52 191V190H51ZM67 191V190H66ZM87 191V189H86ZM45 192V191H44ZM61 192V191H60ZM68 192H69V189H68ZM88 192V191H87ZM147 192V191H146ZM206 192V191H205ZM222 192V193H220ZM42 193V192H41ZM51 193V192H50ZM73 193V192H72ZM79 193V192H78ZM77 193V194H78ZM84 193V192H83ZM141 194V191L139 192ZM228 195H229V192L227 191ZM40 194V193H39ZM57 194V193H56ZM144 195H142L144 198ZM207 194V193H206ZM222 194V195H220ZM23 195V194H22ZM42 195V194H41ZM44 195V194H43ZM49 195V194H48ZM58 195V194H57ZM63 195H64V192H63ZM86 195V194H85ZM92 195V194H91ZM232 194L230 193V195L228 196L229 198L232 197L231 196ZM35 196V195H33ZM55 196V195H54ZM60 196V195H59ZM72 196V195H71ZM94 196V195H93ZM207 196V195H206ZM210 196V195H209ZM256 196V197H255ZM56 197V196H55ZM62 197V195H61ZM96 197V196H95ZM46 198V197H45ZM44 198V199H45ZM89 198V197H88ZM98 198V196L96 197V199ZM219 198V197H218ZM224 198V197H223ZM234 198V197H232ZM257 198V199H256ZM35 199V198H34ZM48 199V198H47ZM62 199V198H61ZM72 199V198H71ZM86 199V198H85ZM91 199V198H90ZM210 199H213L210 197ZM217 199V198H216ZM220 199V198H219ZM22 200V199H21ZM27 200V199H26ZM59 200V199H58ZM76 200V199H75ZM74 200V201H75ZM99 200V201H100ZM234 200V199H233ZM94 201V200H93ZM218 201V200H217ZM63 202H64V199H63ZM72 202V201H71ZM87 202H89V200H87ZM201 202V203H200ZM57 203V202H56ZM75 203V202H74ZM94 203V202H93ZM96 203V201H95ZM220 203H225V202H220ZM46 204V203H45ZM71 204V203H70ZM89 204V203H88ZM30 205V204H29ZM40 205V204H39ZM51 205V204H50ZM57 205V204H56ZM61 205V204H60ZM58 205V206H60ZM63 205V204H62ZM98 205V204H97ZM101 205V204H100ZM241 205V206H240ZM41 206H43L41 204ZM46 206V205H45ZM49 206V205H48ZM71 206V205H70ZM87 206V205H86ZM91 206V205H90ZM57 207V206H56ZM61 207V206H60ZM69 207V206H68ZM97 207V206H96ZM94 207V208H96ZM100 207V206H98ZM240 207V208H239ZM33 208V207H32ZM42 208V207H41ZM63 208V207H62ZM67 208V207H66ZM73 208V207H72ZM76 208V207H75ZM102 209V208H101ZM202 209V210H201ZM37 210V209H36ZM40 210V209H39ZM47 210V208H46ZM77 210V209H76ZM93 210V209H92ZM189 211L194 217H195V225L194 227H196V229L198 230L199 232V236H196L194 234V228H192L191 224H189V221H190V216H188L189 218L186 219L187 216H185L186 214H184L185 211ZM212 210H214L212 208ZM35 211V210H34ZM75 211V210H74ZM101 211V210H100ZM209 211V212H208ZM238 211V210H237ZM235 211V212H237ZM38 212V211H37ZM50 212V211H49ZM240 212V211H239ZM247 212H249V215L247 214ZM21 213V212H20ZM57 213V212H56ZM68 213V212H67ZM238 213V212H237ZM7 214V213H6ZM46 214V213H45ZM51 214V213H50ZM59 214V213H57ZM89 214V213H88ZM96 214V213H95ZM189 214V213H188ZM232 214V213H231ZM229 214V215H231ZM234 214V212H233ZM256 214V216H255ZM27 215V214H26ZM25 215V216H26ZM29 215V214H28ZM90 215V214H89ZM97 215V214H96ZM190 215V214H189ZM237 215V214H236ZM240 215V214H239ZM238 215V216H239ZM240 215V219L241 220H244L242 219L243 216ZM13 216H16V215H13ZM47 216V215H46ZM50 216V215H49ZM67 216V215H66ZM88 216V215H87ZM95 216V215H94ZM235 216V215H233ZM12 217V216H11ZM20 217V216H19ZM45 217V216H44ZM58 217V216H57ZM82 217V216H81ZM80 217V218H81ZM229 217V216H228ZM25 218V217H23ZM39 218V217H38ZM56 218V217H55ZM68 218V217H67ZM88 218V217H87ZM91 218V217H90ZM192 218V217H191ZM246 218V216H245ZM263 218V217H262ZM4 219V218H3ZM16 219V218H15ZM27 219V218H26ZM37 219V217L35 218ZM69 219V218H68ZM85 219V218H84ZM239 220V218H237ZM33 220V219H32ZM50 220V219H49ZM57 220V219H56ZM63 220V219H62ZM71 220V219H70ZM75 220V219H74ZM79 220V219H78ZM188 220V221H187ZM240 220V221H241ZM15 221V220H14ZM35 221V220H34ZM48 221V220H47ZM66 221V220H65ZM88 221V220H87ZM91 221V220H90ZM156 221H161L163 223V226L165 227H162L159 226V227H162V229H166V231L162 232L160 231L161 228H158L156 225L155 222ZM258 221V220H257ZM43 222V221H42ZM49 222V221H48ZM58 222V221H57ZM55 223V222H54ZM68 223V222H66ZM80 223V222H79ZM156 225H155V224ZM244 223V221H243ZM2 224V223H1ZM10 224V223H9ZM43 224V223H42ZM72 224V223H71ZM239 224V223H238ZM246 224V222H245ZM261 224V223H260ZM27 225V224H26ZM30 225V224H29ZM56 225V224H55ZM80 225V224H79ZM83 225V224H82ZM242 225V224H241ZM11 226V225H10ZM36 226V225H35ZM47 226V225H45ZM54 226V225H53ZM78 226V225H77ZM156 226V228H155ZM23 227V226H22ZM82 227V226H81ZM89 227V226H88ZM106 227V228H105ZM5 228V227H4ZM14 228V227H13ZM43 228V227H42ZM78 228V227H77ZM90 228V227H89ZM17 229V228H16ZM22 229V228H21ZM24 229V228H23ZM60 229V228H59ZM240 229V230H239ZM256 229V230H255ZM47 230V229H46ZM50 230V229H49ZM257 230L260 232L256 233ZM33 231V230H32ZM57 231V230H56ZM53 232V231H52ZM69 233V232H68ZM73 233V232H72ZM97 233V232H96ZM108 237H107V235ZM61 234V233H60ZM65 234V233H64ZM67 234V233H66ZM70 234V233H69ZM85 234V233H84ZM104 234V233H103ZM102 234V235H103ZM127 234L129 235H132L130 237L127 238ZM165 234L167 237L165 238L164 235ZM17 235V234H16ZM19 235V234H18ZM24 235V234H23ZM44 235V234H42ZM52 235V234H50ZM49 235V236H50ZM63 235V234H62ZM98 235V234H97ZM100 235V234H99ZM136 235V236H135ZM58 236V235H57ZM73 236V234H72ZM84 236V235H83ZM92 236V235H90ZM101 236V235H100ZM104 236V235H103ZM112 236V237H114ZM162 236L167 239V244L165 247H160V245H158V249L156 247L155 249V243H158L157 241H159ZM10 237V236H9ZM41 237V236H40ZM89 237V236H88ZM96 237V236H95ZM256 237H259V236H256ZM4 238V237H3ZM46 238V237H45ZM60 238V237H59ZM63 238V237H62ZM93 238V237H92ZM97 238V237H96ZM162 238V239H164ZM66 239V238H65ZM83 239V237H82ZM98 239V238H97ZM96 239V241H97ZM113 238H111L112 240ZM213 239V240H212ZM5 240V239H4ZM3 240V241H4ZM42 240V239H41ZM52 240V239H51ZM92 240V239H91ZM100 240V239H99ZM98 240V241H99ZM114 240V239H113ZM110 241L109 243L113 242ZM125 240V241H124ZM244 241L243 243L240 242V241ZM47 241V240H46ZM60 241V240H59ZM71 241V239H70ZM85 241V240H84ZM94 241V240H93ZM97 241V242H98ZM102 241V240H101ZM107 241V240H106ZM160 241H163V240H160ZM237 241H239L237 243ZM37 242V241H36ZM49 242V241H48ZM256 242V241H255ZM9 243V242H8ZM27 243V242H26ZM40 243V242H39ZM55 243V242H54ZM64 243V242H63ZM68 243V242H66ZM75 243V242H74ZM73 243V244H74ZM82 243V242H81ZM101 243V242H100ZM104 243V242H103ZM108 243V244H109ZM119 243V242H117ZM116 243V244H117ZM121 243V242H120ZM161 243V242H160ZM42 244V243H41ZM57 244V243H56ZM94 244V243H93ZM106 244V243H105ZM113 244V243H112ZM115 244V245H116ZM154 244V246H152ZM165 244V243H164ZM236 244H235V247H236ZM53 245V244H52ZM50 245V246H52ZM92 245V243H91ZM99 245V244H97ZM251 245V244H250ZM28 246V245H26ZM56 246V245H55ZM79 246V245H78ZM86 246V245H85ZM90 246V245H89ZM100 246V245H99ZM113 246V245H112ZM154 247V249L152 247ZM234 246V245H233ZM238 246V245H237ZM57 247V246H56ZM68 247V246H67ZM82 247V246H81ZM84 247V246H83ZM239 247V246H238ZM237 247V248H238ZM33 248V247H32ZM36 248V247H35ZM63 250H64V247H62ZM66 248V247H65ZM77 248V247H76ZM90 248V247H89ZM117 248V249H116ZM228 248V249H227ZM24 249V248H23ZM34 249V248H33ZM102 249V248H101ZM120 249V247H119ZM177 249H180V251H177ZM3 250V249H2ZM99 250V248H98ZM97 250V251H98ZM121 250V249H120ZM158 250V251H157ZM237 250V249H236ZM240 250V249H239ZM76 251V250H75ZM89 251V250H88ZM102 251V250H101ZM150 251V252H149ZM177 251V252H176ZM238 251V250H237ZM248 251V250H247ZM251 251H253V249H251ZM260 251V250H259ZM2 252V251H1ZM49 252V251H48ZM86 252V250H85ZM92 252V251H91ZM116 252V251H115ZM114 252V253H115ZM225 252V251H224ZM6 253V252H5ZM25 253V252H24ZM87 253V252H86ZM95 253V252H94ZM150 253V254H149ZM17 254V253H16ZM43 254V253H42ZM59 254V253H58ZM70 254V253H69ZM117 253H115L116 255ZM159 254L162 256L160 257L161 258V261L159 260L158 256ZM243 254V253H242ZM245 254V253H244ZM4 255V254H3ZM33 255V254H32ZM51 255V254H50ZM64 255V254H63ZM71 255V254H70ZM108 255V254H107ZM221 255V254H219ZM231 255V254H230ZM228 255V257L226 258V261L225 263L223 264H255V261L253 259V257L250 255L249 256H246L245 255H240L241 257L239 258H233V256H230ZM40 256V255H39ZM45 256V255H44ZM87 256V255H86ZM227 256V255H225ZM223 256V257H225ZM237 256V255H236ZM6 257V256H5ZM13 257V256H12ZM33 257V256H32ZM37 257V255H36ZM58 257V256H57ZM66 257V256H65ZM69 257V256H68ZM97 258L98 255L96 256ZM125 257V258H127ZM238 257V256H237ZM264 257V256H263ZM88 258V257H87ZM127 258V259H128ZM233 258V259H232ZM21 259V258H20ZM38 259V258H37ZM60 259V258H59ZM62 259V257H61ZM82 259V258H80ZM90 259V258H89ZM175 259H176V256H175ZM173 259V260H175ZM224 259V258H222ZM251 259V260H250ZM261 260V258H259ZM58 260V259H57ZM74 260V259H73ZM96 260V259H95ZM131 260V259H130ZM128 259V261H130ZM172 260V261H173ZM259 260V261H260ZM13 261V260H12ZM54 261V260H53ZM52 261V262H53ZM109 261V260H108ZM119 261V260H118ZM117 261V262H118ZM133 261H131L130 263H132ZM172 261L170 262L171 264ZM177 261V262H178ZM258 261V263L260 264V262ZM82 262V261H81ZM80 262V263H81ZM17 263V262H16ZM25 263V262H24ZM36 263V262H35ZM75 263V262H74ZM94 263V262H93ZM106 263V262H105ZM129 263V264H130ZM263 263V262H262ZM23 264V263H22ZM41 264V263H40ZM60 264V263H59ZM77 264V263H76ZM168 264V263H167ZM175 264V263H174ZM257 264V262H256Z\"/></svg>",
  "mask_w": 264,
  "mask_h": 264
}]
</instances>
